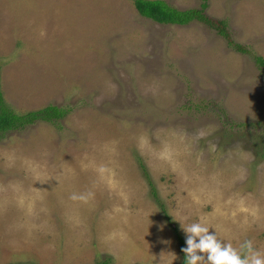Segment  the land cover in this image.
Masks as SVG:
<instances>
[{
  "label": "rangeland",
  "instance_id": "rangeland-1",
  "mask_svg": "<svg viewBox=\"0 0 264 264\" xmlns=\"http://www.w3.org/2000/svg\"><path fill=\"white\" fill-rule=\"evenodd\" d=\"M205 3L231 42L133 0H0L6 105L68 110L0 137V264H183L198 221L264 251V0Z\"/></svg>",
  "mask_w": 264,
  "mask_h": 264
},
{
  "label": "trees",
  "instance_id": "trees-1",
  "mask_svg": "<svg viewBox=\"0 0 264 264\" xmlns=\"http://www.w3.org/2000/svg\"><path fill=\"white\" fill-rule=\"evenodd\" d=\"M133 6L140 17L154 21L157 24L187 25L191 21H198L206 24L210 28H214L223 36L224 39L227 40V42H231L228 33L225 31V22H218L214 24L205 15H203V11L207 7L205 0H203V2L200 4V9H188L183 11L172 7L163 0H133ZM229 45L232 46V48L243 52L239 45H233L232 43H229ZM257 61L260 65V68L264 70V59L257 58ZM66 114H68L67 108L56 105H48L44 108L28 113H18L6 105L0 85V137H3L9 132L23 131L27 126L36 124L38 122L49 123L56 126L57 128L59 127L60 119H62ZM254 138L255 141H260V144L256 147L257 156L264 157V136L259 137L262 138L261 140L258 137ZM249 143L248 145L251 144ZM145 176L147 178L148 185L153 192L154 187L151 184L147 174ZM153 195L154 199L157 201V197L154 192ZM161 212L166 220L170 221V218L165 212L164 208L161 210ZM176 236L182 263L185 264V254L181 251L182 248L186 247L185 241L181 236ZM99 264H110V259H106Z\"/></svg>",
  "mask_w": 264,
  "mask_h": 264
},
{
  "label": "clouds",
  "instance_id": "clouds-1",
  "mask_svg": "<svg viewBox=\"0 0 264 264\" xmlns=\"http://www.w3.org/2000/svg\"><path fill=\"white\" fill-rule=\"evenodd\" d=\"M181 228L186 236V247L181 249L185 264H264V251L255 248L251 240L233 247L231 242L218 237L216 231L210 233V227L201 221L186 227L181 224Z\"/></svg>",
  "mask_w": 264,
  "mask_h": 264
}]
</instances>
